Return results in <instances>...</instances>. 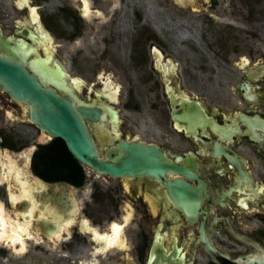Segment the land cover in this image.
Returning <instances> with one entry per match:
<instances>
[{"label": "water", "instance_id": "95a60500", "mask_svg": "<svg viewBox=\"0 0 264 264\" xmlns=\"http://www.w3.org/2000/svg\"><path fill=\"white\" fill-rule=\"evenodd\" d=\"M80 7L85 27L102 32L111 16L96 11L91 0H67ZM176 10L209 11V0H173ZM19 19L11 35L0 16V124L5 118L28 120L40 130L38 143L63 139L81 165L107 182L120 178V222L92 230L80 214L67 180L48 184L32 173L34 147L19 162L0 145V182L6 181L8 207L0 202V245L11 255H25L27 243L48 239L58 245L70 238V226L88 229L97 250L71 264H101L96 255L127 264H264V111L238 112L229 119L223 108L181 94L170 60L161 65L151 49V67L159 69L172 119L183 136L196 140V153L173 150L163 139L145 141L120 119L127 90L119 73L81 82L70 75L51 32L30 0H15ZM245 101L264 103V90L250 78L264 77V63L247 65Z\"/></svg>", "mask_w": 264, "mask_h": 264}, {"label": "flooded vegetation", "instance_id": "af4514ba", "mask_svg": "<svg viewBox=\"0 0 264 264\" xmlns=\"http://www.w3.org/2000/svg\"><path fill=\"white\" fill-rule=\"evenodd\" d=\"M91 2L96 11L111 16V0ZM14 5L15 0H0V16L10 24L2 27L4 35H11L21 18ZM209 6L236 23L216 21L209 11L196 15L190 7L187 12L176 10L173 0H117V11L99 32L85 27L80 7L67 0H30L55 43L64 40L56 49L70 75L81 74V82L92 83L99 68L104 76L119 73L124 86L119 87V99L127 90V101L113 108H121L120 119L132 122L129 131H139L161 150L167 139L170 149L191 153H196V140L183 136L172 119L160 70L151 67V49L160 53L161 65L169 60L177 65L178 88L183 86L181 94L191 100L223 108L227 119L238 112L264 111V103L245 101L238 87L246 74L237 67L242 58L247 65L264 63V0H209ZM250 81L258 87L255 93L264 90V77ZM40 135L32 121L5 118L0 124L1 148L11 149L19 162H25L21 154L34 147L32 173L49 178L47 185L67 180L92 230L120 222V178L106 183L108 175L83 167L71 154L73 162L57 140L38 143ZM0 202L8 207L6 181L0 182ZM81 226H70V238H61L59 245L48 239L27 243L25 255H11L8 246L0 245V264L88 259V250L97 249L89 230ZM96 262L127 264L119 260V252L113 257L96 255Z\"/></svg>", "mask_w": 264, "mask_h": 264}, {"label": "trees", "instance_id": "16d2710c", "mask_svg": "<svg viewBox=\"0 0 264 264\" xmlns=\"http://www.w3.org/2000/svg\"><path fill=\"white\" fill-rule=\"evenodd\" d=\"M58 142V144H60V146H62V150H63V152L65 153V155L67 156H69V157H71V159H72V161L73 162H75L76 163V160L74 159V157L71 155V153L69 152V150H68V148H67V146H66V144H65V142L63 141V139H59V140H57ZM58 146H56V142H55V148H57ZM65 156V157H66Z\"/></svg>", "mask_w": 264, "mask_h": 264}, {"label": "rangeland", "instance_id": "374dc122", "mask_svg": "<svg viewBox=\"0 0 264 264\" xmlns=\"http://www.w3.org/2000/svg\"><path fill=\"white\" fill-rule=\"evenodd\" d=\"M148 5H149V6H152V4H151V3H148Z\"/></svg>", "mask_w": 264, "mask_h": 264}]
</instances>
